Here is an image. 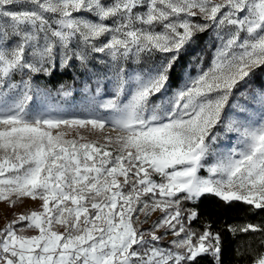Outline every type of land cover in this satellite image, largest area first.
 Masks as SVG:
<instances>
[{"label": "snow or ice", "instance_id": "obj_1", "mask_svg": "<svg viewBox=\"0 0 264 264\" xmlns=\"http://www.w3.org/2000/svg\"><path fill=\"white\" fill-rule=\"evenodd\" d=\"M65 69L84 102L36 103ZM209 195L264 211V0H0V202H41L0 229V264H226L192 227ZM225 231L264 264V224Z\"/></svg>", "mask_w": 264, "mask_h": 264}, {"label": "trees", "instance_id": "obj_2", "mask_svg": "<svg viewBox=\"0 0 264 264\" xmlns=\"http://www.w3.org/2000/svg\"><path fill=\"white\" fill-rule=\"evenodd\" d=\"M204 36L206 37V34H204ZM210 58L211 51L204 54L205 64L210 62ZM194 73H196L195 69L192 70L191 74ZM34 78L45 88L54 91L60 89L61 85H64L65 88L70 86L78 87L81 84L83 74L80 70L65 69L56 71L51 77L38 75ZM256 83L259 84L260 80H257ZM176 86L178 87L180 85ZM78 94L79 93L75 90L74 96H77ZM187 207H192V205L188 204ZM248 207L250 206H246L242 203H235L233 207L226 208L219 198L209 195L203 198L199 205V220L192 223V227L200 231L203 230V224L211 223L215 231H220L222 233L227 241L224 250V260L226 261V264H244L241 257L237 255L236 249L240 248L243 250L245 241L258 245L260 238L258 234L248 233L234 237L225 231L226 227L232 224H264V211L257 210V213H250L247 211Z\"/></svg>", "mask_w": 264, "mask_h": 264}, {"label": "rangeland", "instance_id": "obj_3", "mask_svg": "<svg viewBox=\"0 0 264 264\" xmlns=\"http://www.w3.org/2000/svg\"><path fill=\"white\" fill-rule=\"evenodd\" d=\"M197 19L198 18H194ZM98 57H102L103 54H96ZM101 68H103V66H100ZM196 73L192 74L195 75ZM19 79V78H17ZM88 77L86 74H83V78L82 81L87 80ZM34 81L41 87V89H46L48 92L51 93V95L46 96V97H41L39 100L36 101V103H39L41 106H53V107H57L60 105H63L65 108H68L72 105H79L81 103L84 102L85 100V96L86 94L82 91L83 89V83L81 81V84L78 87H66L65 90H71L72 91V95L68 98H62L60 96H58L57 90H49L47 88H45L43 85H41L40 83H38L35 78ZM77 91V93H79L77 96H74V91ZM239 103L244 105L247 104V106L249 107V109L251 111H256L259 108V104L255 103V102H246L244 100L243 97H239ZM110 131V129H109ZM114 134V133H113ZM228 136L231 139H224L222 140L218 147H220L221 149H225L229 146H231L232 144L235 143V134L234 133H229ZM91 138H95V135H93ZM204 174V173H202ZM40 206H41V202L39 200L37 201H32L30 198H25L23 203L18 204L15 207H9V205L7 204V202H0V229L4 228L5 225L10 222L11 220H13L15 218L14 214H19V213H26L30 210H40ZM161 216L160 212H156L152 215V217L150 218L148 224H144L142 227L147 229L150 224L157 220L158 217ZM141 219H143V217H141ZM27 235H34L36 234L35 232L29 231L26 233ZM159 234V233H158ZM173 237L172 236H168L167 239L165 241H163V246H169V241L172 240Z\"/></svg>", "mask_w": 264, "mask_h": 264}]
</instances>
